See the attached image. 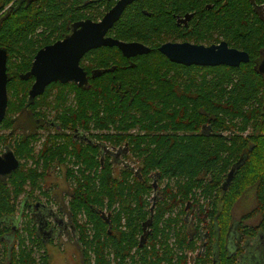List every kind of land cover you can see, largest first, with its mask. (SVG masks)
I'll return each mask as SVG.
<instances>
[{"label": "trees", "instance_id": "trees-1", "mask_svg": "<svg viewBox=\"0 0 264 264\" xmlns=\"http://www.w3.org/2000/svg\"><path fill=\"white\" fill-rule=\"evenodd\" d=\"M116 1L0 0V48L9 56L11 117L28 110L34 120L35 102L26 101L30 81L18 76L30 70L37 52L64 39L77 22L102 19ZM263 2L139 0L126 10L109 32L118 40L156 49L167 39L182 37L176 16L196 12L202 19L197 29L201 42H207L206 34L215 30L231 46L248 52L251 60L238 68L189 67L170 62L156 49L135 60V67L122 68L127 59L119 57L117 48L97 51L103 54L93 64L111 71L93 81L88 91L75 89L78 108L68 106L62 119L65 129L69 125L87 130L91 143L72 151L71 136L48 137L36 168L28 171L21 165L8 179L0 178V241L8 244L9 264H38L31 243H38L48 255L31 216L25 238L20 233L24 227L14 229L7 222L17 215L22 195L37 199L34 193L40 191L45 177L40 162L46 167L56 161L72 163L68 176L75 188L70 213L85 263L92 252L99 264H107L111 256L115 264H127L134 259L133 253L140 264H189L186 252H195L198 245L183 229L188 204L199 209L200 224L208 222L210 245L196 264H212L218 244H212L214 238L224 240L233 223V209L251 188H255L256 207L245 219L259 214L263 219L261 228H248L245 234L254 238L259 229L264 233V75L256 67L264 52V17L255 9ZM208 3L214 8L207 10ZM119 86L130 89L132 96L121 99ZM94 137L103 146L122 151L124 158L127 153L134 157L138 171L126 165L115 178L111 168L118 161L109 153L101 159ZM30 142L15 150L18 159H35ZM153 179L166 181L154 214L148 200L154 191ZM105 209L110 224L103 217ZM83 214L93 231L79 224L78 216ZM12 236L14 242H8ZM221 248L218 264H238L237 256L228 260L225 245ZM43 264L49 262L44 259Z\"/></svg>", "mask_w": 264, "mask_h": 264}, {"label": "flooded vegetation", "instance_id": "flooded-vegetation-1", "mask_svg": "<svg viewBox=\"0 0 264 264\" xmlns=\"http://www.w3.org/2000/svg\"><path fill=\"white\" fill-rule=\"evenodd\" d=\"M118 1L119 0H117L116 3ZM138 1L139 0L135 1L134 3L138 2ZM116 3L110 8V10L116 5ZM134 3L129 5L127 7V9L130 6H132ZM205 8L207 10L213 9L214 4L213 3L205 4ZM255 9H256L257 14H259L261 17H264V2L261 5L255 7ZM126 10H125V12H126ZM105 14H104V16H105ZM85 20H92V19H85ZM100 20H102V19H100ZM100 20H98V21L92 20V21L99 22ZM175 20H176L175 21L176 25L179 27V29H181V32H183L182 37H177V38L174 37V38L167 39L166 41L162 42L160 44V46H158L156 48L158 51L162 45L167 44V43H181V44L182 43H189L192 45L211 46V45H218L222 42H226L230 48L238 49V48L231 46L229 44V42L226 39H224L223 36L219 35L215 30H211L209 33L206 34L207 39H208L207 42H201L198 39L201 35H200L199 31H197V29H198V25L201 24L202 19L200 18V16L196 12L184 13L182 15L176 16ZM82 21H84V20H82ZM115 25H114V27H115ZM111 30H109V32ZM109 32L107 34V37L114 38V36L109 35ZM190 35H193V37H191ZM114 39H116V38H114ZM138 43H141V42H138ZM141 44H143V43H141ZM145 46H147L151 49L150 53H152L153 50H156V49H154V47L152 48L148 45H145ZM103 48H117V47L102 46V47H99L96 49H92V50L86 52L83 55V57L81 58L80 68L83 71L82 74H85V77L82 78L83 86H80V82H75L73 80L69 81L68 83H63L61 81L52 82L51 84H49L45 87L44 93L42 95H39L34 100H31L30 99V92H31L33 85L36 83V78L34 76H32V75L28 76L31 72L32 66H31L30 70L19 73V76H18L19 80L30 81V89L28 91V97H27L26 101L30 102V104H31V102H32V104L35 102V105L33 107V112H34V118L33 119L34 120H31L32 119L31 116L33 114H32V112L29 113L28 110L20 112V113L14 115L12 117L9 115V98L10 97H9L8 85H9V81L11 80V78H10L9 67H8V62H7L8 107H7L6 115L0 124V155L1 156H5L8 153H13L16 157L15 150L19 146H23L24 145L23 143H25L27 140H29V141L31 140L30 146H33L34 151H37L38 157H39V155L41 154L40 152L42 151L43 145L46 142V139L48 137H52V136L53 137H55V136L64 137L65 135L71 136L72 141H73V145H70V149L72 151L74 150V147H78V146L85 147L89 143H91L90 138H89L90 135H89V132L87 130H85L83 127H77L75 129H71V126H69V125H67L68 127L65 129L64 126L66 127V124H65V122L62 121V119L65 115H67L66 112H64V111H66L69 108L68 106L75 108V109L78 108L77 101H75V98H76L75 89L88 91L92 87L93 81H95L98 77H101V75H103L105 72L111 71V70H108L110 68L97 67L93 64L94 63L93 59H95L97 56H100L103 54L102 52L97 53V51H99ZM238 50H240V49H238ZM240 51H243V50H240ZM143 55H148V54H143ZM143 55H137L135 57L128 58V57L124 56V54L121 52V50H119V57L123 56L125 59H127V64L125 66H122V68H129V67L133 68V67H135L137 64V62L135 60H137L139 57H141ZM261 57L262 58L259 60V63L257 64L256 67H257V70L259 71V73L264 75V73L260 72V66H261L262 62L264 61V52L261 55ZM8 59H9V56H8ZM250 60H251V57H250ZM33 62H34V59H33ZM33 62H32V64H33ZM174 64H176V63H174ZM179 65H182V64H179ZM183 66H185V65H183ZM193 66H195V65H193ZM111 67H113V70L118 69L117 65H112ZM189 67H191V66H189ZM197 67H199V66H197ZM218 67H220V66H218ZM103 70H106V71L103 72ZM263 70H264V68H263ZM26 76H28V77L26 78ZM131 92L132 91L130 89L123 90L121 86H119L117 89V94L120 96L121 99H123L127 96H132ZM48 94H49V96H47ZM60 94H62L64 97H66V99H68V103H66V104L63 103V101L61 100L62 98L59 96ZM43 99L45 100L44 102H43ZM32 121H34V122H32ZM52 131H54V133H52ZM134 131L136 133V130H134ZM96 133H100V132H96ZM142 134H144V133H142ZM32 136H34V139L31 138ZM61 139H64V138H61ZM93 139L96 142V144L99 147H101V149H100L101 159H103L106 156V154L109 153V155H111L114 158V160L118 161V163L120 162L118 158L121 156L123 157V155L121 153L122 151L120 152L119 149H116L117 153L109 152V150H107V149H114V148H109V147L107 148L106 146H103L101 144L102 141L101 142L97 141L95 139V137ZM63 142L65 143L64 140H63ZM33 155L36 158V155L35 154H33ZM16 159L18 160V169L15 172H17L19 170L21 165H23L24 167L25 166L27 167L28 162H30L29 168H36V166H37L35 161H31V160L27 161V159L25 157L22 160L18 159L17 157H16ZM75 159H76V156H75ZM131 159L134 162H136L134 160V157L131 156ZM64 164L65 163H58L56 161L49 168H51V167L55 168V166H57V165L62 166ZM130 167H133V166H130ZM133 168H135V167H133ZM134 171L135 172L138 171V166H137V168L134 169ZM15 172H13V174ZM67 177L69 178L68 171H67ZM0 178L1 179H8L9 176H0ZM155 184H156V186H155ZM72 185H73V183H72ZM153 185H154V191L152 192L151 196H149V198H148L149 202L151 203L149 210H151L152 214H154L156 202H157L158 198H161L162 193L160 190L164 189L166 187V181L165 182H161V181H157V180L154 181V179H153ZM73 188H75V187L73 186L71 188L72 190L69 194L70 197H69V201L67 204L68 211L66 212V216L68 217V222L65 221V219L62 217V216H64V213H65V212L63 213L64 208L62 206L58 205L57 209L55 210V209L50 208L46 205H42L41 202H36L35 205H32L31 200H33V199L29 195H26V196L22 195L21 196L22 199L19 200V204H18L19 210H18L17 214H19L20 212L23 211V218L25 216L26 211L31 214L29 216H31L34 219L33 221L36 223V226H37L38 231L40 233L39 236L43 240V243L54 244L60 238H63L67 235L72 234L73 236H76L77 244L79 245L80 251H82L81 246L78 242V239H79L78 238L79 237L78 232L73 226L71 213H70V202L73 198ZM224 190H226V189H224ZM38 199L39 198L34 199V200L37 201ZM50 199H52V195H51ZM186 207L187 208H185V210L187 209V213L184 214V216H183V221H184L183 222V229L184 230L187 229L189 236H190V239H192L193 241H196V243L198 245V247L196 249V254H195L193 259L191 258L190 255L193 254L194 252L188 251V252H186V255L188 256L189 264H196V262L198 263L201 258L205 257V255L207 253V246L210 245V239L209 240L207 239L208 238V235H207V233H208V231H207L208 222H207V226L205 223L200 224L198 222V219H197L199 217L198 216L199 209L196 207H192L188 204ZM21 209H22V211H21ZM234 209L232 211L233 223L231 224L229 232H227L225 237L223 238L224 240L221 241L220 238H218V241H217L214 238V240L212 242V244L214 243V246L218 242V244L216 245V251L212 252V256H211V259H213L212 264H218V260H222V258H221V250H222L221 246L222 245L223 246L225 245V250H226L225 257L228 260L237 256L238 264H264V233H263V231L261 229H259L257 236L254 238H251V237H249V235L245 234V231L248 228H252V227L253 228L260 227L261 228L263 215L259 214L253 218L245 219V217L247 215H249L255 208H252L249 212H245L243 214H240V216H236V213L234 214ZM84 215L85 214L78 216V219H80V220L83 219ZM15 217L12 220L11 219L7 220L8 224L13 226V223L15 221L14 220ZM257 218H258V221H257ZM252 221H257V222L252 223ZM254 223H256V224H254ZM185 225H187V226L185 227ZM13 227H15V226H13ZM12 238L14 239L13 236H12ZM143 238H144V236L143 237L141 236L140 240L142 241ZM13 239L8 240V242H10V241H11V243L14 242ZM145 240H146V238H145ZM148 241H149V237L147 238L145 243H147ZM176 241H177L176 238L172 239V243H175ZM11 243H10V245H11ZM2 245L3 246L7 245V247H8V244L4 245V243H2ZM8 250H9V247H8ZM8 250L6 252V255L8 253ZM136 255L137 254L133 253L132 257H134V259L133 258L132 259L135 261V263H138V261L136 259L137 258ZM7 262L9 263V256H8ZM222 263L225 264V262H222ZM132 264H133V262H132Z\"/></svg>", "mask_w": 264, "mask_h": 264}, {"label": "water", "instance_id": "water-1", "mask_svg": "<svg viewBox=\"0 0 264 264\" xmlns=\"http://www.w3.org/2000/svg\"><path fill=\"white\" fill-rule=\"evenodd\" d=\"M135 1L137 0H119L99 22L80 21L73 25L71 33L64 39L42 48L35 56L31 72L28 75L36 78V83L30 92V99L34 100L37 96L42 95L45 87L52 82L68 83L73 80L80 82V86H83L82 78L85 77V74H82L80 60L86 52L92 49L102 46L117 47L128 58L149 54L151 49L144 44L107 37L109 30L119 22L127 7ZM159 52L171 62L185 66L237 68L250 62L247 52L230 48L226 42L211 46L167 43L159 48ZM7 62V50L0 48V124L8 107ZM263 68L264 61L260 66L262 73H264ZM17 169L18 160L13 153H8L5 156L0 155V176H11ZM233 174L234 170L230 172L224 189L232 181ZM103 217L110 224V215L107 217L103 215Z\"/></svg>", "mask_w": 264, "mask_h": 264}, {"label": "rangeland", "instance_id": "rangeland-1", "mask_svg": "<svg viewBox=\"0 0 264 264\" xmlns=\"http://www.w3.org/2000/svg\"><path fill=\"white\" fill-rule=\"evenodd\" d=\"M54 133V131H52ZM96 134V132H93ZM112 148V147H110ZM109 152H116V149H107ZM34 154L36 155V158L33 161H39L38 159V153L37 151H33ZM119 163L117 162L116 164L112 165V170L115 178L120 177V171L122 170V167L126 166H133L137 168L138 163L134 162L131 159V155L127 153V157H119ZM128 159V160H125ZM29 163L27 165V170L29 171ZM40 173L44 175L45 177L43 178L42 182L40 183L41 189L40 191H36L34 195H36V198H39L37 201H35L34 197H32L33 200H31V204L35 205L36 202H41L42 205H46L50 208L57 209L58 205L62 206L64 216H62L65 221L68 222V217L66 216V212L68 211L67 209V204L69 201V194L71 192V188L73 187L72 182L69 180L67 177V171L68 168L72 167V163L67 162L64 165L60 166L57 165L55 168L51 167H46L44 162H40ZM131 167V168H133ZM133 168V169H135ZM67 169V170H66ZM255 188L249 189L244 196L240 199V201L237 203L234 209V214L236 213V216H240V214H243L245 212H249L252 208L256 207V198H255ZM49 193V195H48ZM52 195V199L51 198ZM19 198V200H21ZM104 211L105 217L109 216V212ZM22 211V209H21ZM29 215H31L29 212H25V216L23 218V211L17 214L15 217V221L13 223V226H17V228H20L22 231H20L21 236L23 238L26 237V227L29 219ZM111 218V217H110ZM30 220V219H29ZM23 221V222H22ZM90 219L88 216L83 217V219H78L79 224L81 225H86L89 231H93V225L89 223ZM258 221V218H257ZM257 221H252L257 222ZM22 223V224H21ZM26 223V224H25ZM124 224V223H123ZM256 224V223H254ZM29 226V224H28ZM12 237H9V240H12ZM50 244V245H49ZM49 245V246H48ZM31 249L34 251V256L38 264H43V260L46 259L49 264H99L97 262V257L95 253L90 252L87 263H85L82 251L79 249V245L77 244L76 236H73L72 234L67 235L63 238H60L57 242L54 244L52 243H45V247L47 250L48 255L45 253V250L43 247H40L38 243H31L30 245ZM8 250L7 245L3 246L1 241H0V264H9L7 262V257H6V251ZM196 254V250L193 254H191V258L193 259ZM151 259H153L150 256ZM110 259V260H109ZM108 259L107 264H115L116 259L111 256ZM137 261L138 263L135 264H140V258L137 256ZM133 260L128 259L127 264H132Z\"/></svg>", "mask_w": 264, "mask_h": 264}, {"label": "crops", "instance_id": "crops-1", "mask_svg": "<svg viewBox=\"0 0 264 264\" xmlns=\"http://www.w3.org/2000/svg\"><path fill=\"white\" fill-rule=\"evenodd\" d=\"M49 245H50V244H49ZM49 245H48V246H49Z\"/></svg>", "mask_w": 264, "mask_h": 264}]
</instances>
